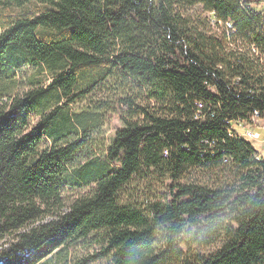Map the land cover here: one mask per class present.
Here are the masks:
<instances>
[{
	"label": "trees",
	"instance_id": "1",
	"mask_svg": "<svg viewBox=\"0 0 264 264\" xmlns=\"http://www.w3.org/2000/svg\"><path fill=\"white\" fill-rule=\"evenodd\" d=\"M252 5L0 0V264H65L89 239L109 264H264V160L228 132L264 115Z\"/></svg>",
	"mask_w": 264,
	"mask_h": 264
},
{
	"label": "rangeland",
	"instance_id": "2",
	"mask_svg": "<svg viewBox=\"0 0 264 264\" xmlns=\"http://www.w3.org/2000/svg\"><path fill=\"white\" fill-rule=\"evenodd\" d=\"M17 75L23 86H26L25 84H27V80L31 76H35L38 80L43 81L44 86H48L50 83V79L48 77L44 76V78L41 79V77L43 76H37V69L28 65H24L20 70H18ZM106 95L107 93L105 92H98L93 97L86 98L84 101L73 105L72 109L74 111H78L88 108L91 101L100 102L107 100L108 97ZM32 120L33 123H36L38 118L32 117ZM260 126L264 127V122ZM122 127L123 124L117 115L110 114L104 118V121L100 127V137L103 141H105L106 146H108L113 141L116 132ZM260 134V141L254 143L253 145L257 155L260 156L262 160H264V130H261ZM228 174L229 173L224 176V179L228 178ZM189 179L191 183H206L210 186L211 184H213V182L217 181L216 176H213V173L206 170H194L190 172ZM166 185H168V183ZM156 197H158L159 200H164L166 198V191L157 190V193L156 195H154L153 200H156ZM210 249H208L207 251H210ZM103 254V251L100 249V247H98V245H96L94 240L89 239L86 242H81L70 249V261L65 264H109L103 257Z\"/></svg>",
	"mask_w": 264,
	"mask_h": 264
},
{
	"label": "built area",
	"instance_id": "3",
	"mask_svg": "<svg viewBox=\"0 0 264 264\" xmlns=\"http://www.w3.org/2000/svg\"><path fill=\"white\" fill-rule=\"evenodd\" d=\"M253 5L252 11L256 15L264 19V0H251ZM231 28V26H229ZM264 122L263 115L255 111L247 118L241 119L235 122H229V137H234L250 145L254 149V143L259 142L261 139L260 131L264 130V127L260 126ZM260 161L259 158L256 159Z\"/></svg>",
	"mask_w": 264,
	"mask_h": 264
},
{
	"label": "bare ground",
	"instance_id": "4",
	"mask_svg": "<svg viewBox=\"0 0 264 264\" xmlns=\"http://www.w3.org/2000/svg\"><path fill=\"white\" fill-rule=\"evenodd\" d=\"M221 25H222V24H221ZM221 25H220V26H221ZM255 158H256V159H257V158H259V159H260V161L262 160V159H261V157H260V156H258V155H257Z\"/></svg>",
	"mask_w": 264,
	"mask_h": 264
}]
</instances>
